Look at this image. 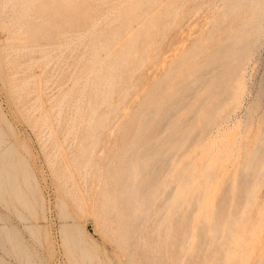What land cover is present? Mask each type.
Segmentation results:
<instances>
[{
	"label": "rangeland",
	"instance_id": "1",
	"mask_svg": "<svg viewBox=\"0 0 264 264\" xmlns=\"http://www.w3.org/2000/svg\"><path fill=\"white\" fill-rule=\"evenodd\" d=\"M226 7L0 0V157L28 205L0 189L16 240L0 260L264 264V37L250 61L211 62Z\"/></svg>",
	"mask_w": 264,
	"mask_h": 264
},
{
	"label": "bare ground",
	"instance_id": "2",
	"mask_svg": "<svg viewBox=\"0 0 264 264\" xmlns=\"http://www.w3.org/2000/svg\"><path fill=\"white\" fill-rule=\"evenodd\" d=\"M226 4H227V7L223 13L222 21H223V23L227 24L228 27H231L233 30H232V33L229 35L228 44L224 45V47L220 48L221 49L220 54L217 53L215 55V57L211 59V62L212 61L215 62V60H219L225 56H228L227 60L224 61V63H227L228 65L235 63L237 65L238 63H241L244 60L245 61L246 60H249V61L252 60L253 55L257 50L256 49L257 45H259L261 43V40L264 37V0H226ZM202 66H207V65H202ZM216 69H218V65L216 67L211 68L209 71H206V73H204V75L201 78L199 77L200 82L204 83L203 87H206V85L209 84V82H210L209 78L207 79L206 77L209 76L211 74V72L216 70ZM241 71H242V76H243V73L246 71V68L242 69ZM229 79H231L230 76H229ZM184 81H185V79H184ZM218 81H217V83H218ZM200 88H201V86H198V84L196 86H194L192 88V95L195 96L196 94H198L197 91ZM245 92H246V90L244 87V81H243V77H242V79L240 81H238V83H236V86L230 88V90L225 94V96L217 102L219 112H221L225 106L230 105L232 102H237L239 104V101L243 97V94ZM203 106H204V104H203ZM2 137H3V134H2L1 129H0V140L2 139ZM1 146L2 145L0 144V150H1ZM11 155H12L11 151L5 150V151H3V154L0 157V189H4L7 187L9 189V192H10V197H12V195H13L15 197V199L22 205L23 208L28 209V205L26 203V198L24 196V190H23L22 186H20L18 184V178L16 175V165L13 162V160L11 159ZM27 183H30L29 180H27ZM14 210H16V209H14ZM23 218H24V216H23ZM24 220H26V219L24 218ZM9 229L10 228L4 224L0 228V237L4 236V237H6V239L9 243H13L16 240L13 238L14 235L12 236V234H10ZM71 237H72V240H76V237L74 236V234L73 235L71 234ZM81 243L85 244L83 241H81ZM0 245H1V243H0ZM14 249H16V248H14ZM86 255H87V253H86ZM29 260L30 259L28 258V261ZM30 262H31V260H30ZM0 264H7V263L4 260H0Z\"/></svg>",
	"mask_w": 264,
	"mask_h": 264
}]
</instances>
